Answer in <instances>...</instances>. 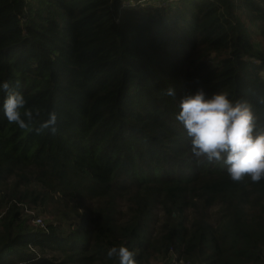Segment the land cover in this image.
Segmentation results:
<instances>
[{"label":"trees","instance_id":"trees-1","mask_svg":"<svg viewBox=\"0 0 264 264\" xmlns=\"http://www.w3.org/2000/svg\"><path fill=\"white\" fill-rule=\"evenodd\" d=\"M126 1L0 0V81L33 112L0 110V264H264V180L197 161L175 119L225 92L264 130V0Z\"/></svg>","mask_w":264,"mask_h":264},{"label":"clouds","instance_id":"clouds-1","mask_svg":"<svg viewBox=\"0 0 264 264\" xmlns=\"http://www.w3.org/2000/svg\"><path fill=\"white\" fill-rule=\"evenodd\" d=\"M6 96L0 104L5 118L20 129L33 130V112L25 108L26 100L19 91L10 90L7 81H0ZM166 94L175 96L173 89ZM258 102L264 103V97ZM175 119L181 123L190 141V151L197 161L222 162L233 181L247 176L252 182L264 180V130H255L252 105L245 100L232 101L225 92L206 95L203 90L186 94L179 100ZM57 114L49 112L37 132L57 131ZM106 256L118 264H136L135 254L125 246H112Z\"/></svg>","mask_w":264,"mask_h":264},{"label":"built area","instance_id":"built-area-1","mask_svg":"<svg viewBox=\"0 0 264 264\" xmlns=\"http://www.w3.org/2000/svg\"><path fill=\"white\" fill-rule=\"evenodd\" d=\"M118 22V21H117ZM29 215H31L32 220L30 221V224L32 226L38 227L40 229H44L45 224L44 220L40 218V216H37L34 214V212H30ZM170 256H168L167 262L168 264H188L185 263L182 259L178 258L174 252H170ZM156 260H159V264H165L164 261H162V258L157 257Z\"/></svg>","mask_w":264,"mask_h":264},{"label":"rangeland","instance_id":"rangeland-1","mask_svg":"<svg viewBox=\"0 0 264 264\" xmlns=\"http://www.w3.org/2000/svg\"><path fill=\"white\" fill-rule=\"evenodd\" d=\"M171 1H173V0H139V2L137 4H131L132 2L130 3L129 1H126L123 3L122 8H133L136 5H155V4L161 3V2H163V4H165V3H170ZM122 209H125V208L122 206ZM212 213H214V210L211 211V214ZM34 214L39 215L41 219L45 220L42 214H40V213H34ZM160 216H161V214H158L157 218L159 219ZM45 221L49 222V220H47V218ZM150 264H159V260H152L150 262Z\"/></svg>","mask_w":264,"mask_h":264}]
</instances>
